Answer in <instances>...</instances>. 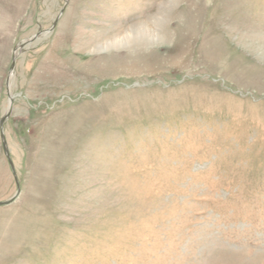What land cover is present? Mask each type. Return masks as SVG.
<instances>
[{
	"label": "rangeland",
	"instance_id": "1",
	"mask_svg": "<svg viewBox=\"0 0 264 264\" xmlns=\"http://www.w3.org/2000/svg\"><path fill=\"white\" fill-rule=\"evenodd\" d=\"M9 93L0 264H264V0H0Z\"/></svg>",
	"mask_w": 264,
	"mask_h": 264
},
{
	"label": "water",
	"instance_id": "2",
	"mask_svg": "<svg viewBox=\"0 0 264 264\" xmlns=\"http://www.w3.org/2000/svg\"><path fill=\"white\" fill-rule=\"evenodd\" d=\"M62 14V13H61ZM32 43V42H30ZM15 67V63H13V69ZM9 92V91H8ZM9 104H10V108L8 109L7 113L5 114V116L2 118L1 120V123H0V129H1V136H2V140L4 142V148H5V151L7 153V156L8 158L10 157L8 155V148L6 146V141H5V137H4V132H3V125L4 123L9 119V117L11 116V113H12V108H13V97L11 96V94L9 93ZM13 202V200H10L9 202H4V203H0V206L2 205H9Z\"/></svg>",
	"mask_w": 264,
	"mask_h": 264
},
{
	"label": "bare ground",
	"instance_id": "3",
	"mask_svg": "<svg viewBox=\"0 0 264 264\" xmlns=\"http://www.w3.org/2000/svg\"><path fill=\"white\" fill-rule=\"evenodd\" d=\"M132 28H133V27H132ZM137 30H138V29H137ZM141 31H144V30H141ZM141 31H138V33H135V32H136V31H135L134 33L138 35L139 32L141 33ZM135 34H134V35H135ZM7 109H9L8 106H7Z\"/></svg>",
	"mask_w": 264,
	"mask_h": 264
}]
</instances>
